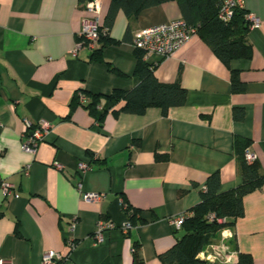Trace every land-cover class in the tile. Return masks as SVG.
Segmentation results:
<instances>
[{"label": "crops", "instance_id": "crops-1", "mask_svg": "<svg viewBox=\"0 0 264 264\" xmlns=\"http://www.w3.org/2000/svg\"><path fill=\"white\" fill-rule=\"evenodd\" d=\"M84 5L0 0V261L42 264L43 255L53 252L69 256L68 264H134L138 245L143 264H162L158 256L180 235L169 220L199 203L207 177L219 174L221 192L241 184L235 136L249 141L246 151L264 178V0L243 6L245 16L260 21L245 37L248 59L224 65L200 34L167 59L145 55L160 83H178L186 91L185 104L165 116L158 108L114 115L104 97L136 87L133 36L183 20L178 4L165 2L132 18L118 12L106 37L110 43H97L96 54L81 45L82 22L90 18ZM109 6L102 1L101 28ZM232 73L243 91L232 92ZM78 92L85 95L83 104L90 95L102 96L97 115L107 112L101 120L82 106L71 108ZM25 120L50 126L34 154L22 149ZM79 163L88 169L79 172ZM3 183L12 185L13 194L3 193ZM84 194L102 199L86 202ZM243 208L229 228L236 246L229 244L231 264L239 254L264 264V182L243 198ZM99 221L114 227L101 244L94 240ZM219 239L220 233L213 243ZM67 240L75 243L73 251Z\"/></svg>", "mask_w": 264, "mask_h": 264}, {"label": "trees", "instance_id": "trees-1", "mask_svg": "<svg viewBox=\"0 0 264 264\" xmlns=\"http://www.w3.org/2000/svg\"><path fill=\"white\" fill-rule=\"evenodd\" d=\"M82 4L90 0H79ZM110 6L104 20L103 28L100 27L98 44L106 45V37L111 29L115 16L122 12L127 18L137 16L141 11L158 6L165 2L175 1L181 11L183 20L190 25H199L197 34H200L213 54L226 66L232 60L248 59L251 56V47L246 41V34L250 23L246 20L243 9L234 11L230 21L223 22L218 19V11L221 6L220 0H109ZM105 28V36L103 35ZM104 41V42H103ZM110 43V42H109ZM94 50L93 54L100 52ZM136 67L135 75L139 82L129 91H114L104 98L110 105L114 115L120 113L143 115L149 108L160 109L163 116L169 109L182 107L185 104L186 91L178 83H160L153 74V68L148 65L142 51L135 50ZM232 92L243 91L242 84L238 81L235 73L231 74ZM85 96L82 92H78ZM78 93L71 101V108L82 106L87 111L101 120L104 111L97 115L101 95H90V101L80 103ZM118 105H121L116 109ZM234 152L236 155L237 168L241 176V184L235 189L221 192V180L217 172L210 174L204 186L199 191L200 201L185 215V220L178 230L180 235L174 245L165 253L158 256L162 264H224L208 262L198 258L199 253L209 244L219 238L221 229L232 228L235 221L244 213L243 198L261 188L264 178L258 175L259 164L255 160L248 163L245 159V151L249 141L240 137H234ZM129 211L128 207L126 208ZM138 211L134 210L129 216V223L134 221ZM224 219V224L219 225L215 221L208 220L209 215ZM228 242L236 248L234 239ZM134 264H143L138 256V245L133 249ZM250 256L239 254L236 263L251 264ZM231 264V263H229Z\"/></svg>", "mask_w": 264, "mask_h": 264}, {"label": "built area", "instance_id": "built-area-1", "mask_svg": "<svg viewBox=\"0 0 264 264\" xmlns=\"http://www.w3.org/2000/svg\"><path fill=\"white\" fill-rule=\"evenodd\" d=\"M103 0H90L84 5V10L90 15V18L84 19L82 22V30L80 33L81 45L86 49L93 51L97 45L100 36L99 15L101 12ZM221 6L218 11V19L223 22L231 20L233 13L237 9H243L245 0H220ZM246 20L250 23L249 29H258L260 21L254 16H246ZM199 25H190L182 19L168 23L159 24L143 31L136 33L132 38L131 46L134 50L142 51L145 55H156L160 59H167L174 55L194 36L197 35ZM80 46V45H79ZM79 46L73 51L75 55ZM80 103H84L85 98L78 93ZM25 125V140L23 141L22 149L26 153L34 154L39 143L43 142L49 133L50 126L45 121L32 123L28 120L24 121ZM245 159L248 163L255 161V156L250 152L245 151ZM55 166L60 169V165L55 163ZM88 165L85 163L78 164V171H85ZM2 191L5 195L13 194V187L10 184H1ZM80 189V187H79ZM16 197V196H15ZM82 199L86 202H99L102 196L99 194H84ZM185 214L171 218L169 220L173 230L178 231L185 220ZM210 222L215 221L217 224H224V219L216 218L211 214L208 216ZM131 227L127 222L123 226V233H126ZM73 228V226H72ZM113 225L104 221L97 223L94 240L97 244L103 242V234L106 231L113 230ZM233 238V233L229 227H225L220 231V239L218 243H212L206 246L198 255V258L208 262L229 264L232 262V257L235 254L231 251L228 241ZM67 247L70 251L75 249V243L72 240H67ZM69 256L62 257L57 253H46L43 255L42 264H68ZM0 264H12L0 261Z\"/></svg>", "mask_w": 264, "mask_h": 264}]
</instances>
